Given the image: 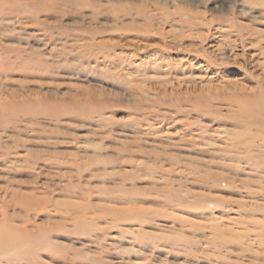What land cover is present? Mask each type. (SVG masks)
Returning <instances> with one entry per match:
<instances>
[{"label":"rangeland","instance_id":"1","mask_svg":"<svg viewBox=\"0 0 264 264\" xmlns=\"http://www.w3.org/2000/svg\"><path fill=\"white\" fill-rule=\"evenodd\" d=\"M0 264H264V0H0Z\"/></svg>","mask_w":264,"mask_h":264}]
</instances>
